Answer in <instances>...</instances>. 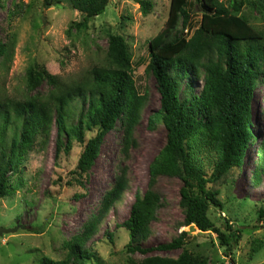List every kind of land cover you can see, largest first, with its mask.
I'll list each match as a JSON object with an SVG mask.
<instances>
[{"label": "trees", "instance_id": "1", "mask_svg": "<svg viewBox=\"0 0 264 264\" xmlns=\"http://www.w3.org/2000/svg\"><path fill=\"white\" fill-rule=\"evenodd\" d=\"M136 2L141 13L147 15L151 3ZM226 2L171 0L164 28L149 42L145 73L154 78L159 107L148 115L146 127L154 130L162 125L165 143L148 164V188L135 193L129 215L119 227L128 234V254L182 251L175 259L147 256L139 263L130 260V264H233L231 251L241 240V230L228 219H224L223 229L214 226L209 209H222V203L218 190L208 185L233 169L239 170L248 145L255 140L250 109L256 85L264 82V34L240 14V9L248 5L264 14V0ZM68 3L82 16L79 22L69 24L66 32L71 35L73 30L85 31L88 23L105 11L109 0ZM43 5L49 7L50 0H43ZM197 9L199 22L195 26L192 17ZM6 52L7 45L0 41V59ZM25 76V95L19 99L0 98V200L13 196L24 186L23 162L30 152L44 147L53 125L57 151L63 145L62 139L64 149L72 138L83 144L76 164L80 176L87 173L99 154L104 135L116 124L122 133L121 154L127 156L135 146L133 131L147 94L140 93L135 84L132 57L122 36L108 37L103 62L91 67L79 81H63L41 64L28 67ZM44 85L47 89L41 92ZM86 132L93 136L86 140ZM263 170L264 142L254 170L255 185ZM158 176L181 182L179 206L183 225H193L201 232L212 230L229 260L207 259L186 251L185 233L153 248L140 247L162 204L160 196L151 189ZM127 186L123 168L105 191L96 215L83 224L79 234L64 243L65 259L42 256L37 264H83L92 259L95 255L85 245ZM258 220L264 221V209L259 210ZM107 237L112 238L110 234ZM263 245L255 240L251 252L257 253Z\"/></svg>", "mask_w": 264, "mask_h": 264}, {"label": "rangeland", "instance_id": "2", "mask_svg": "<svg viewBox=\"0 0 264 264\" xmlns=\"http://www.w3.org/2000/svg\"><path fill=\"white\" fill-rule=\"evenodd\" d=\"M146 1L151 3V9L143 15L136 0H109L105 11L93 18L85 31L73 30L67 35L69 24L82 18L71 9L68 0H50L49 7H44L43 0H0V41L7 45V52L0 59V98L19 99L25 95V72L34 64L43 65L63 81H79L91 67L103 62L110 35L125 39L132 57L135 84L140 93L147 94L133 131L135 146L127 156L120 152L119 124L106 132L99 154L82 176L76 164L83 144L72 138L64 149L65 139H62L63 145L57 151L55 125L44 147L26 156L24 186L13 196L0 200V229H14L0 236V264H37L42 256L65 259L64 243L79 234L83 224L96 215L105 191L123 168L127 189L102 219L97 233L87 241L85 247L95 256L83 264H130V260L139 263L147 256L175 259L181 253L182 249L128 254V234L119 227L129 215L135 193L148 188V164L165 143L162 125L154 130L146 127L148 115L159 107V95L154 78L145 69L149 42L164 28L171 0ZM197 12L200 11L197 9L192 17L195 26L199 22ZM240 14L264 34V14L248 5L242 6ZM182 85L183 88L185 81ZM46 89L44 85L40 91ZM263 109L264 82L259 81L250 109L255 140L248 145L239 170L233 169L208 185L218 190L217 197L222 203V209H209L208 216L214 226L223 229L224 219H228L241 230V240L231 251L233 264H264V245L257 253L251 252L255 240L264 242V221L258 220L259 210L264 209V170L256 185L253 178L264 142ZM75 116L77 119L78 115ZM85 136L87 140L93 133L86 132ZM180 187L177 178L157 177L151 189L160 196L162 204L140 247L153 248L185 233L186 251L207 259L229 260L212 230L201 232L193 225H183Z\"/></svg>", "mask_w": 264, "mask_h": 264}, {"label": "water", "instance_id": "3", "mask_svg": "<svg viewBox=\"0 0 264 264\" xmlns=\"http://www.w3.org/2000/svg\"><path fill=\"white\" fill-rule=\"evenodd\" d=\"M14 229H0V236L2 234H7V233H10V232H13Z\"/></svg>", "mask_w": 264, "mask_h": 264}, {"label": "clouds", "instance_id": "4", "mask_svg": "<svg viewBox=\"0 0 264 264\" xmlns=\"http://www.w3.org/2000/svg\"><path fill=\"white\" fill-rule=\"evenodd\" d=\"M169 8H170V5H169ZM169 14V13H168ZM168 18V17H167Z\"/></svg>", "mask_w": 264, "mask_h": 264}]
</instances>
